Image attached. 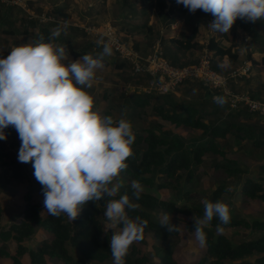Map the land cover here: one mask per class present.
Returning a JSON list of instances; mask_svg holds the SVG:
<instances>
[{
    "label": "trees",
    "instance_id": "16d2710c",
    "mask_svg": "<svg viewBox=\"0 0 264 264\" xmlns=\"http://www.w3.org/2000/svg\"><path fill=\"white\" fill-rule=\"evenodd\" d=\"M29 1L34 2V0ZM95 1V6L101 7L102 5L104 7L106 4V0ZM114 2L118 5L114 16L116 15L115 18L119 19L118 28L114 31L126 30V33L129 34H142L143 38L149 41L157 39L162 48L163 58L176 68L197 63L193 61L182 62L181 59L190 51H202L203 48L213 57H225L229 64H233L237 60L238 52L234 51L233 45L234 33L229 37L231 45L226 48L221 47L212 37L207 40L204 46L200 47L196 38L199 23L193 25L191 33L187 37L175 36V30H171L172 25L183 20L189 12L182 4H177L176 0H115ZM65 9L54 5L49 12L56 17L68 18ZM38 30L35 40L42 34L45 42H49L50 32L47 25L38 26ZM12 31L13 28L10 27L2 32L11 35ZM171 32L174 33V36L171 35ZM166 35L171 36L167 37ZM247 45L245 43L246 51ZM67 50L74 59L85 55V49L78 51L69 44ZM135 52H139L141 56L148 54H142V50H135ZM97 53L99 52L95 50L91 55L95 56ZM247 56L250 59L249 53ZM123 64L126 63L118 60L112 66L119 69ZM107 65L108 62L105 60V66ZM128 68H130L132 77L137 81L144 80L143 82L148 81L149 83L153 80L149 73L133 75L131 67ZM211 68L218 72L212 63ZM192 83H197L198 95L204 97H209V95L222 96L205 90L204 85L197 81L186 80L176 90L182 86H195ZM154 93L151 91L143 95H131V100L128 101L133 104V107L139 109L137 116L141 114L158 116L175 127L183 126L201 130L202 135L206 138L205 141L186 143L183 138L174 134L162 132L159 135L152 127L134 131L135 141L131 146L133 156L126 160L128 167L123 171L129 176L128 182L121 183L122 186L114 197H105L97 202L89 201L82 207L79 216L73 221L64 214L60 217H53L47 212L45 215L41 214L42 206H44V195L42 186L34 176L33 180L37 183V191L42 195L41 204L31 202L27 197L18 222L13 221L6 224L1 223L2 208L0 205V264L3 259L9 260L10 264H23V256H27L31 264H47V258L59 259L63 264H87V261H105L112 256L108 240L110 234L103 227L104 222H109L104 215L106 203L109 199H119L124 194L131 196L133 192L132 181H138L143 190L140 199L133 200L139 207L134 211H128V215L133 219L139 216L147 221L144 233H150L152 238L161 245V249L155 256L150 257L146 253L140 252L136 246L131 245L129 253L125 257V264H264V220L249 222L233 212H230L231 222L229 224L221 225L219 219L214 217L210 225L203 229L207 234L205 253L192 262L183 263L177 260L172 247L165 244L176 236L178 231L168 232L161 227L160 217L163 213L166 212L171 216L176 214L191 216L188 228L193 231H195L194 218H202L204 215V206L190 204L192 187L196 182V176L200 173L204 156L207 153L223 154V146H217L216 139H223L230 134L234 140L246 141L250 151L253 149L264 151V134L261 131L256 133L248 125L236 122H226L222 125L208 124L204 121V117L214 112H205L200 109H205L207 106L205 103L203 104L204 97L200 99L198 104L192 102L177 104L171 93H157V96L160 97H164V95L171 97L166 96L164 100L162 99L163 104L169 106L165 110L163 104L151 101L153 99L151 94ZM213 109L217 110L216 108ZM228 111V117H239L241 114L240 110ZM98 112L102 117L112 116L114 120L121 118V116L114 117L111 111L106 108L100 109ZM123 118L128 120V117ZM209 167L233 178V182L217 187L210 198V202L219 201V198L225 194L230 195V197L240 196L243 201L264 202L263 169L261 172L252 175L247 169L233 163L231 165L226 164L223 161L212 162ZM19 168V163L13 159H8L4 149L0 146V170L3 171L0 174V188L7 185L10 175L14 178L18 177ZM156 189H165L170 192L171 196L160 197L155 194ZM218 225L223 229L250 230L253 235L249 238H231L225 233L215 232L213 228H217ZM117 229L120 227L118 226ZM40 231L47 234L48 237L39 234ZM35 236H38L40 240L34 243ZM8 241L13 244L11 250L7 247ZM69 245L81 257H71L67 249Z\"/></svg>",
    "mask_w": 264,
    "mask_h": 264
},
{
    "label": "clouds",
    "instance_id": "9594fccd",
    "mask_svg": "<svg viewBox=\"0 0 264 264\" xmlns=\"http://www.w3.org/2000/svg\"><path fill=\"white\" fill-rule=\"evenodd\" d=\"M176 3L191 13L198 9L210 13L214 19L207 28L212 32L229 33L238 18L250 22L264 18V0ZM67 28L65 23L53 30L49 42L41 34L33 43L14 47L0 58V140L7 139L4 129L11 126L16 130L21 141L18 161L32 163L47 213L53 217L64 214L73 221L89 201L117 195L122 186L118 178L128 167L126 160L133 156L135 136L128 120L102 117L94 110V98L85 90L93 86L97 71L105 68V58L113 54L111 44L97 40L101 52L72 61L67 46L54 43ZM214 99L220 106L226 103L223 96ZM131 187V196L109 199L104 212L109 229L120 227L109 241L114 264H125L130 246L144 238L147 226L146 220L128 215L139 207L133 200H139L143 190L138 181H132ZM202 203L203 217L194 218L195 236L205 246L203 229L214 217L227 225L231 215L224 202L205 199ZM160 225L168 232L178 228L166 212ZM217 231L224 229L218 225Z\"/></svg>",
    "mask_w": 264,
    "mask_h": 264
},
{
    "label": "rangeland",
    "instance_id": "374dc122",
    "mask_svg": "<svg viewBox=\"0 0 264 264\" xmlns=\"http://www.w3.org/2000/svg\"><path fill=\"white\" fill-rule=\"evenodd\" d=\"M115 0H106L104 7L95 6V0H0V58H4L8 53L17 46L24 44H31L35 41L38 26L47 25L48 31L51 32L56 28H63L65 23L68 24L66 34L64 31L61 35L55 39L54 43L71 45L75 50L81 51L85 49V54L102 51V45L98 46L96 41L103 38L100 32H105L108 27L113 31L117 30V24L119 19L115 16L118 5L115 4ZM64 7L65 13L68 18L56 17L50 14V8L52 6ZM214 17L210 13H205L202 10H197L195 13L188 12L186 17L178 21L175 25V36L187 37L190 35L193 25L199 23L197 39L205 44L210 36L223 48L231 45L229 37L234 33L235 39L233 41L234 50L242 53V49L247 43V50L251 51L256 58H261L264 55V18L257 20L256 22H250L242 19H237L230 29L229 33L212 32L207 27ZM10 27L13 28L11 35H6L2 31H6ZM94 29L96 33H86V29ZM127 31L114 32L119 40L125 44L128 48L135 52L142 50V54H146L156 44L157 39L147 40L143 38L142 34H129ZM174 33L171 32V35ZM171 35H166L167 37ZM174 36V35H173ZM153 44V45H152ZM139 54V52H137ZM140 53V54H141ZM205 54L199 52L197 59ZM240 54V58L243 56ZM70 60L75 61L69 54ZM186 57V55H184ZM120 57L113 52L110 57H106L105 60L108 65L104 69L97 71V79L94 81L91 88L85 89L94 98V110L100 111V109L110 110L114 117H128L132 125V131H139L142 128L152 127V129L159 135L163 133H170L183 138L188 142H204L205 136L202 135L201 130L189 129L183 126L175 127L173 124L165 121L158 116H151L147 114H141L137 116L138 108L133 107L131 100L132 94L143 95L147 94L146 89L148 81H137L131 75L130 68L126 64L119 69L113 68L115 61L120 60ZM184 62L191 61L192 59L186 58ZM196 59V60H197ZM260 60V59H259ZM213 64V63H212ZM214 65V64H213ZM241 62L236 63L232 67H227L221 74H227L233 69L239 67ZM264 71V65L260 67ZM193 84V83H192ZM182 86L175 92L171 93L174 97L173 100L179 103H194L198 104L203 95H198L196 86ZM185 87V88H184ZM189 87V88H186ZM197 88V89H196ZM211 92V91H210ZM216 95L219 93L214 92ZM151 101L163 104L164 97L157 96L156 93L151 94ZM217 97V96H216ZM215 96L209 95V97L203 98V104L206 108H200L205 112H214L213 114H207L204 117V121L208 124H224L226 122H236L244 125H248L256 133L259 131L264 134V118L257 117L255 115H248L244 110H240V116L228 117L229 109L225 103L220 106L215 101ZM163 99V100H162ZM129 100V101H128ZM172 100V99H171ZM164 109L167 110L169 106L165 103ZM133 108V109H128ZM216 108L217 110L213 109ZM126 110V111H125ZM149 110V109H147ZM7 136L6 140H0V146L4 149L8 159H13L19 163L20 168L18 177L14 178L10 175V180L7 185L0 188V205L2 208L1 223L6 224L16 221L20 217L22 210L26 204V198L28 197L31 202L41 204L42 195L37 191V183L34 182V168L32 163H21L18 161V151L21 145V141L18 137L16 130L9 126L4 129ZM217 146H223L222 150H226L223 154L207 153L203 158V165L200 173L196 176V182L192 187L191 203L197 206H204L202 201L207 199L210 201L212 194L217 187L221 184L233 182V178L227 176L226 173L221 171L212 170L209 165L215 161H223L226 164L231 163L237 166L247 169L252 175L264 172V151L260 149H253L250 151L249 145L246 141L234 140L230 134L225 138L216 139ZM190 144V143H189ZM228 146V147H226ZM226 148V149H225ZM3 171L0 170V174ZM128 175L123 171L120 173L119 182L127 183ZM116 183V181H113ZM153 192V191H152ZM160 197H170V192L165 189H156L154 191ZM220 202H224L229 206L230 212L237 213L241 218L247 221L264 220V202L255 200L243 201L240 196H233L225 194L219 198ZM41 214L45 215L47 210L42 206ZM66 216V215H65ZM172 223L177 225V235L172 237L166 245L172 247L175 258L183 263L192 262L198 256H203L205 253V246H201L196 239L195 231L188 228V224L191 222V216L185 214L172 215ZM104 229L110 234L109 241L113 232H118L120 229H109L110 223H103ZM215 232L217 228H213ZM231 238H249L253 234L250 230H232L224 229L223 232ZM39 234H44L39 232ZM48 237L47 234H44ZM40 240L38 236H35L34 243ZM9 250L12 249L13 244L7 242ZM132 245L136 246L140 252H144L150 257L155 256L161 249V245L152 238L150 233H144V238ZM68 251L71 257L79 258L80 254L70 245ZM23 264H31L27 256L22 257ZM1 264H10V261L3 259ZM47 264H63L59 259L47 258ZM87 264H114L113 257H108L103 262L87 261Z\"/></svg>",
    "mask_w": 264,
    "mask_h": 264
},
{
    "label": "built area",
    "instance_id": "2783aa9c",
    "mask_svg": "<svg viewBox=\"0 0 264 264\" xmlns=\"http://www.w3.org/2000/svg\"><path fill=\"white\" fill-rule=\"evenodd\" d=\"M114 32L108 27L104 33L100 32V34L106 43L111 44L112 51L120 57V61L131 67L133 75L149 73L153 77L146 93L151 91L156 94L173 93L184 81H197L207 86L209 91L224 96L229 110L238 111L242 109L249 114L264 118V101L254 99L249 93H233L229 89L231 79L248 74V65L237 67L227 74H221L211 68L210 57L205 53L197 63L176 68L163 58L162 48L158 42L152 47L150 53L141 56L123 44ZM86 33L96 32L94 29L88 28Z\"/></svg>",
    "mask_w": 264,
    "mask_h": 264
},
{
    "label": "crops",
    "instance_id": "0c3cea01",
    "mask_svg": "<svg viewBox=\"0 0 264 264\" xmlns=\"http://www.w3.org/2000/svg\"><path fill=\"white\" fill-rule=\"evenodd\" d=\"M172 29H175V25H172L171 30ZM198 43L200 47L205 45L199 40ZM199 52L202 53L205 52L210 57L211 63H213L216 66L219 73H223L227 67H232L239 62H241V65L239 67L248 65L249 66L248 74L240 78L231 79L229 81V89L233 93H249L254 99L264 101V71H262L263 69L260 68L261 65H264V55H261V58H259L260 59L259 60L258 58L255 57L256 55L252 56L253 54H251L252 52L249 50L242 51L244 54L238 52V57L236 62L233 64H229L225 57L223 58L213 57L212 54H210L205 48H203L202 51H190L189 53L186 54V57H183L181 59V61L184 62L185 60H188L186 58H189L192 59L191 61L197 62L198 61L197 54ZM248 53L250 59H248L249 58L247 56ZM240 54L244 55L243 59L240 58L239 56Z\"/></svg>",
    "mask_w": 264,
    "mask_h": 264
},
{
    "label": "water",
    "instance_id": "95a60500",
    "mask_svg": "<svg viewBox=\"0 0 264 264\" xmlns=\"http://www.w3.org/2000/svg\"><path fill=\"white\" fill-rule=\"evenodd\" d=\"M204 89H205V90H208L207 86H204Z\"/></svg>",
    "mask_w": 264,
    "mask_h": 264
}]
</instances>
